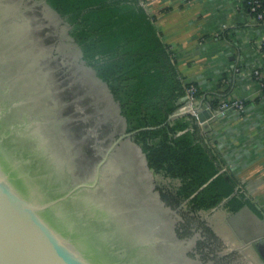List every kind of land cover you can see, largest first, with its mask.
Listing matches in <instances>:
<instances>
[{
    "label": "water",
    "instance_id": "water-1",
    "mask_svg": "<svg viewBox=\"0 0 264 264\" xmlns=\"http://www.w3.org/2000/svg\"><path fill=\"white\" fill-rule=\"evenodd\" d=\"M61 22L69 28L46 0H0V264H161L148 252L149 236L134 238L118 208L93 197L101 186V170L119 144L129 148L124 196L143 206L157 232L160 227L171 232L162 238L172 260L210 264L176 226L146 177L144 167L150 169L145 154L132 140L137 130L124 131L125 119L107 85L83 59L87 68L73 65L70 56L82 54L69 33L66 38L71 41L58 44L55 53L63 59L62 86L65 81L78 86H68L73 96L65 102L68 109L73 106L67 111L75 112V120L83 121L85 133L92 131L101 149L110 146L91 176H74L70 147L59 148L46 133L49 121L44 109L34 108L31 87L36 77L31 72L37 73L33 68L39 59L29 51L36 46L42 50L43 43L58 34ZM38 72L46 79L44 69ZM55 90L56 86L48 88V93ZM185 113L190 111L169 118ZM206 117V112L198 114L208 131ZM114 136L118 137L111 143ZM137 150L142 159H137Z\"/></svg>",
    "mask_w": 264,
    "mask_h": 264
},
{
    "label": "trees",
    "instance_id": "trees-1",
    "mask_svg": "<svg viewBox=\"0 0 264 264\" xmlns=\"http://www.w3.org/2000/svg\"><path fill=\"white\" fill-rule=\"evenodd\" d=\"M69 25L68 33L81 58L108 87L125 119L126 131L145 154L153 174L176 181L160 188L170 207L185 202L191 212L220 204L229 212L247 206L260 210L237 191L212 144L189 113L169 118L184 103L185 82L174 58L139 0H46ZM244 7L247 9L245 2ZM216 110L218 98H208Z\"/></svg>",
    "mask_w": 264,
    "mask_h": 264
},
{
    "label": "crops",
    "instance_id": "crops-1",
    "mask_svg": "<svg viewBox=\"0 0 264 264\" xmlns=\"http://www.w3.org/2000/svg\"><path fill=\"white\" fill-rule=\"evenodd\" d=\"M143 7L174 58L179 76L195 83L201 93L193 107L198 114L207 113L209 130H202L222 169L232 174L237 191L261 213L258 216L244 206L237 212L223 208V215L234 232L259 240L258 252L264 257V92L252 77V70L263 61L259 44L264 40V24L252 18L243 0H144ZM211 97L219 103L243 100L245 110L213 114Z\"/></svg>",
    "mask_w": 264,
    "mask_h": 264
},
{
    "label": "flooded vegetation",
    "instance_id": "flooded-vegetation-1",
    "mask_svg": "<svg viewBox=\"0 0 264 264\" xmlns=\"http://www.w3.org/2000/svg\"><path fill=\"white\" fill-rule=\"evenodd\" d=\"M61 23L62 27L58 31V34L50 37L48 44L43 43L45 46H43L44 48H42V50L40 47L36 46L30 48L29 51L30 55L35 54L39 59L38 66H34V68L32 67L34 70L37 68V73L30 71L33 76L36 74L34 85L31 83V87L34 86V88H32L34 89L32 93L35 95L33 99L36 103L34 108L37 112H39V108L42 110L44 109L46 112V116L44 117L49 121L46 126V133H48L50 138L57 143L56 145L59 148L70 147L68 154L72 157L71 163L74 176L89 177L94 173V166L101 160L110 145L105 149H101L100 142H96V139L91 138L92 131L86 130L85 133V127L82 123L83 121L81 122L78 120V124V121L75 120L77 119L74 114L75 112L67 111L73 106H70L68 109V103L65 102L66 98L73 96L69 87H72L71 89L74 90V88L78 89V86L76 83L65 84L66 81L63 86L61 83V79L64 80L62 68L63 59L59 55H55L57 49L56 46L62 42L71 41L66 38L69 28L65 26L64 22ZM70 58L74 62L73 65L75 67L77 65H83L82 58H80L79 55L77 57L75 56V58L70 56ZM85 65L83 66H88ZM39 69H41L42 72L43 69L45 70L46 79L44 77V72L42 74L38 72ZM66 72L67 71H65V73ZM55 86L56 90L54 93L53 91L52 93L51 91L48 93V88L53 90ZM44 89H46V92ZM61 103H63L62 108L59 107ZM99 121L101 122L102 119ZM97 122L98 121L95 123L98 124ZM89 131H91V134ZM124 131H126V127ZM117 137H110V142L112 143ZM104 138L106 140L107 136ZM127 153H129V148L125 144H119L114 148L108 161L101 170L103 173L101 186L98 189L97 194L93 197H95L94 199L103 200L104 204L107 206H116L119 214H121V220L128 229V232L134 238L138 239L144 235L149 236V241L147 243L148 252H151L150 254H152L158 262L161 264H177V262L172 260L173 258L167 240L162 238L167 235L171 236V232H168L164 227H160L162 233L157 232L154 229L152 221L146 218L143 206L137 202H129L124 196L126 185L124 177L127 175V168L124 160L127 159ZM154 236L157 238L153 239Z\"/></svg>",
    "mask_w": 264,
    "mask_h": 264
},
{
    "label": "rangeland",
    "instance_id": "rangeland-1",
    "mask_svg": "<svg viewBox=\"0 0 264 264\" xmlns=\"http://www.w3.org/2000/svg\"><path fill=\"white\" fill-rule=\"evenodd\" d=\"M137 159H142L138 150ZM144 171L176 226L210 264H263L258 252L259 240L251 241L245 239L244 232L241 236L234 232L221 204L196 212L189 211L185 202L170 207L161 198L160 188L168 189L176 181L153 174L145 167Z\"/></svg>",
    "mask_w": 264,
    "mask_h": 264
},
{
    "label": "built area",
    "instance_id": "built-area-1",
    "mask_svg": "<svg viewBox=\"0 0 264 264\" xmlns=\"http://www.w3.org/2000/svg\"><path fill=\"white\" fill-rule=\"evenodd\" d=\"M247 6V12L254 18L256 21L264 24V0H243ZM139 3L143 6L144 0H139ZM260 53L262 55L263 61L262 65L255 67L252 70V77L256 80L261 91L264 92V40L259 44ZM185 100L186 103L181 106L176 112L190 111L192 116L197 121L198 112L193 107V102L196 99L195 94L197 88L194 85H189L185 89ZM226 110H236L239 113H243L245 110V103L240 99H230L222 100L216 110H212L213 114L222 113ZM201 126V122L197 121Z\"/></svg>",
    "mask_w": 264,
    "mask_h": 264
},
{
    "label": "bare ground",
    "instance_id": "bare-ground-1",
    "mask_svg": "<svg viewBox=\"0 0 264 264\" xmlns=\"http://www.w3.org/2000/svg\"><path fill=\"white\" fill-rule=\"evenodd\" d=\"M144 164V163H143Z\"/></svg>",
    "mask_w": 264,
    "mask_h": 264
}]
</instances>
